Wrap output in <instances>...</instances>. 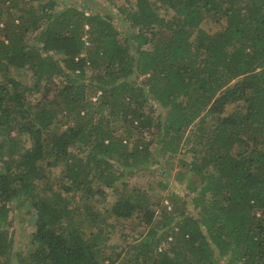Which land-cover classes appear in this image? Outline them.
<instances>
[{"label":"trees","instance_id":"16d2710c","mask_svg":"<svg viewBox=\"0 0 264 264\" xmlns=\"http://www.w3.org/2000/svg\"><path fill=\"white\" fill-rule=\"evenodd\" d=\"M80 1L0 0V264H264V0H134L123 34ZM208 16L224 22L209 32ZM183 151L190 200L128 186ZM16 203L33 209L28 252H13ZM135 213L149 227L120 260L106 230Z\"/></svg>","mask_w":264,"mask_h":264},{"label":"rangeland","instance_id":"374dc122","mask_svg":"<svg viewBox=\"0 0 264 264\" xmlns=\"http://www.w3.org/2000/svg\"><path fill=\"white\" fill-rule=\"evenodd\" d=\"M103 5H107L116 17L114 18V22L116 26L121 30L122 34L125 31L132 30L128 25L126 20L123 17L121 12V7L126 6L130 7L134 4V0H99ZM59 7L63 6L67 2H74L77 5L81 6L82 1L80 0H58ZM132 2V3H131ZM164 11V9L162 10ZM4 25L6 24L5 19L2 21ZM224 21L217 22L211 17H206L202 26L207 29L209 32L216 31ZM1 23V26H3ZM124 23L127 25L124 26ZM56 56H61V54H56ZM5 72V70L0 69V76ZM8 74L12 77L21 79L24 82L32 83L34 81L32 72L26 68H17L15 66H10V72ZM4 78V77H3ZM60 79V78H59ZM5 81L6 79H2ZM62 80V79H60ZM41 92H37L35 94H30L31 98L40 97ZM96 98V97H95ZM243 105V102H240ZM232 107V105H231ZM115 127L122 129V121H116ZM60 127H63L60 125ZM149 133V137H150ZM28 146L33 145L32 139L28 138L27 141ZM152 149H156V143H153L151 146ZM186 159L190 161L191 153L189 152H181L176 153L172 156L169 155H160L159 153L155 155L152 160V164L148 168H142L135 170L131 175H128L125 179L129 187L139 186L146 188L150 191V195L154 198L159 196H165L168 191L174 190L178 191L180 194L185 196L188 200L191 199L190 193H188V188L186 187L189 178L186 176V169L188 168L186 165L182 164L181 160ZM179 171L181 172V177H179ZM57 173V172H56ZM55 172L52 174L54 178L57 177ZM184 174H186L184 177ZM191 175V173H190ZM164 181L167 183V190H161L159 186V182ZM102 185L98 181L93 184L94 191L97 192ZM103 187V186H102ZM104 188V187H103ZM107 189V188H106ZM97 194V193H96ZM117 196L113 189H108V195L106 196V201L111 204L113 199ZM103 198V196H102ZM183 199H181L179 205L183 206ZM166 203V202H165ZM158 204V203H157ZM188 207L192 210L193 204L189 202ZM156 209H158L157 215L160 217L162 215L161 205L159 204ZM33 209L30 210L27 206L19 205L18 203L14 204V207L11 210L10 217L11 223L9 225V230L12 232L15 245L13 252H28L32 247L31 237L32 232L35 230V225L33 223L32 216ZM149 225L144 221L143 215L135 213L132 218L121 219L120 226L118 227L117 232H113L112 228H108L106 231V237L108 238L107 244L109 253L116 256V252L122 251L120 255V260L125 259L126 261L132 256V250L130 248H126L129 244L136 239L138 235H142L148 229ZM108 235V236H107ZM130 241V242H129Z\"/></svg>","mask_w":264,"mask_h":264}]
</instances>
